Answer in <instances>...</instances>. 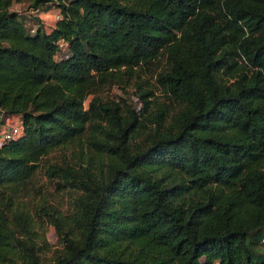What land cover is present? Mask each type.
I'll return each instance as SVG.
<instances>
[{
    "label": "trees",
    "instance_id": "trees-1",
    "mask_svg": "<svg viewBox=\"0 0 264 264\" xmlns=\"http://www.w3.org/2000/svg\"><path fill=\"white\" fill-rule=\"evenodd\" d=\"M19 1L0 0V115L22 125L0 146V264H264V0H29L59 13L33 33ZM55 150L70 205L31 211Z\"/></svg>",
    "mask_w": 264,
    "mask_h": 264
},
{
    "label": "rangeland",
    "instance_id": "rangeland-1",
    "mask_svg": "<svg viewBox=\"0 0 264 264\" xmlns=\"http://www.w3.org/2000/svg\"><path fill=\"white\" fill-rule=\"evenodd\" d=\"M29 2V0L12 2V4L10 5V9L16 10L18 11V13L24 16V23L28 28L38 22L33 19L32 16H34L40 19L39 21L41 22V26L43 29L49 30L53 25L51 14L52 9L46 12L41 10L35 13L34 11L32 12V10L29 9ZM60 46L62 53L66 48V43L62 41V44ZM105 92L108 94V96L113 98L115 101H118L120 104L125 103V106H130L134 110H138L140 107V103L134 95L130 94L129 92L124 93L114 85L110 86V88ZM156 92L158 94L157 98H159L160 96L162 97L161 93H158V91ZM91 97L92 95L89 94L84 100L85 107L87 106V102L91 99ZM121 100H124V102H122ZM122 107H124V105H122ZM172 109L173 108H171L170 110ZM142 136L144 137V135ZM64 159L76 160V158L71 155L70 150H55L49 152L43 157V160L40 162V164H42L41 168L38 170L35 176L36 191L31 198H28V207L31 211L36 210L38 208L37 206L42 204V202L48 201L49 203L52 202L54 205L58 206L62 212H67V208L70 205L68 197L64 194V191L57 186L55 179H51L46 176L43 166V164L47 165L53 162H61ZM38 222L40 226L38 229L42 232V236L45 240L42 249L45 252L46 258H48L58 251V249L60 248V243L58 242L55 229L51 224L46 223L44 220H39ZM256 247L259 249L264 248L263 238L257 241Z\"/></svg>",
    "mask_w": 264,
    "mask_h": 264
},
{
    "label": "built area",
    "instance_id": "built-area-1",
    "mask_svg": "<svg viewBox=\"0 0 264 264\" xmlns=\"http://www.w3.org/2000/svg\"><path fill=\"white\" fill-rule=\"evenodd\" d=\"M52 21L59 18V13L57 10H52ZM36 24L28 28L30 33L34 32ZM62 44V41H59V46ZM61 47V46H60ZM22 132V125L19 115H0V146L5 142L16 139Z\"/></svg>",
    "mask_w": 264,
    "mask_h": 264
}]
</instances>
